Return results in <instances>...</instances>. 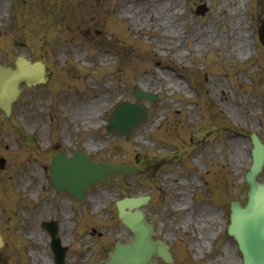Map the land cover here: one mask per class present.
I'll list each match as a JSON object with an SVG mask.
<instances>
[{
    "label": "rangeland",
    "instance_id": "rangeland-1",
    "mask_svg": "<svg viewBox=\"0 0 264 264\" xmlns=\"http://www.w3.org/2000/svg\"><path fill=\"white\" fill-rule=\"evenodd\" d=\"M166 1L124 10L128 0H0V63L22 55L48 77L9 118L0 114V264H53L40 225L50 218L66 264H103L105 249L131 238L114 201L137 195L149 197L146 216L173 264H241L226 228L230 202L246 201L250 133L264 143V0ZM135 85L158 97L143 102L148 118L125 139L104 125L116 102L134 101ZM76 148L142 173L114 176L70 205L50 187L49 161ZM18 197L31 207L17 208Z\"/></svg>",
    "mask_w": 264,
    "mask_h": 264
},
{
    "label": "water",
    "instance_id": "water-1",
    "mask_svg": "<svg viewBox=\"0 0 264 264\" xmlns=\"http://www.w3.org/2000/svg\"><path fill=\"white\" fill-rule=\"evenodd\" d=\"M31 69V68H28ZM36 79V75L32 74V71L25 69H18L16 71H11L9 69L0 68V107L9 111L10 103L14 100L19 92L17 87L18 83L21 80H25L27 83H31ZM139 97H142L143 94L139 93ZM125 110L126 116L123 119H120L122 122L116 127L109 124V129L114 132H123L128 135L132 128L136 127L141 121L145 119V112L140 108L139 104H129L125 103L117 108L118 118H120L122 111ZM118 120L113 121L116 124ZM254 155V164L252 170L248 176V180L251 184V191L249 193L248 206L244 209V214L242 218L244 222L248 223L252 220V217L255 215L257 210L262 207V202L264 203V187L261 186L255 180V176L262 165V160L264 158V148L261 147L258 143H255V149L253 151ZM76 157V156H75ZM79 158H74L71 160V167H69L65 172H61L54 176V181L58 180L56 184L59 188L69 189L71 191L79 190V186H86L90 181L96 179H103L106 175L105 171L110 169L103 164L96 163L92 164L84 156L79 155ZM82 165L83 167L76 168V166ZM120 170H129V168L120 167ZM55 171L59 170L58 167L54 169ZM76 193V192H75ZM133 205L131 201H124L122 204L119 203L120 208V217L126 223H130L133 226V232L135 236L134 243L131 246V249L126 248V246L118 245L116 251L112 254V263L123 262V264L133 263L130 259L131 254L136 253L138 256L142 257L146 255L147 248L153 247V251H156L157 248L152 246V243L149 242L151 230L147 228L138 214H123V209L125 206ZM241 211L235 212V217L238 216ZM134 215V216H132ZM238 216V217H240ZM237 217V218H238ZM237 218L234 220H237ZM132 219L134 221H132ZM255 219V218H254ZM253 219V221H254ZM139 222L142 224L140 226ZM234 223L230 227L232 233L234 231ZM238 227L237 231H240L242 228V220L239 218L237 220ZM256 230H261L260 237L264 239V218L259 220ZM150 254V253H149ZM148 254V255H149ZM139 264V262H136Z\"/></svg>",
    "mask_w": 264,
    "mask_h": 264
},
{
    "label": "bare ground",
    "instance_id": "bare-ground-1",
    "mask_svg": "<svg viewBox=\"0 0 264 264\" xmlns=\"http://www.w3.org/2000/svg\"><path fill=\"white\" fill-rule=\"evenodd\" d=\"M172 3V0H167V4L169 5V4H171ZM128 7H130L129 5L128 6H126V7H123V9L124 10H126ZM169 12V10H168V8L166 7V8H164V9H162V8H160L159 7V13H158V16H161V14H164V13H168ZM151 17H156L157 15L156 14H154L153 13V11H149V13H148ZM245 48V47H244Z\"/></svg>",
    "mask_w": 264,
    "mask_h": 264
}]
</instances>
